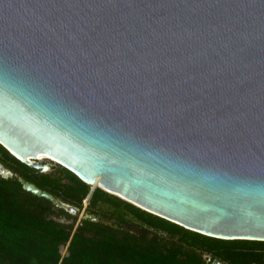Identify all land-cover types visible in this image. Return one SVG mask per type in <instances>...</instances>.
Masks as SVG:
<instances>
[{
	"label": "water",
	"instance_id": "obj_1",
	"mask_svg": "<svg viewBox=\"0 0 264 264\" xmlns=\"http://www.w3.org/2000/svg\"><path fill=\"white\" fill-rule=\"evenodd\" d=\"M0 144L188 229L264 240V0H0Z\"/></svg>",
	"mask_w": 264,
	"mask_h": 264
},
{
	"label": "trees",
	"instance_id": "obj_2",
	"mask_svg": "<svg viewBox=\"0 0 264 264\" xmlns=\"http://www.w3.org/2000/svg\"><path fill=\"white\" fill-rule=\"evenodd\" d=\"M0 162L14 173L0 174V264H212L215 257L229 264H264V240L203 234L112 193L110 199L118 203L121 219L138 226L139 234L123 231L116 235L96 223L95 229L81 225L71 233V224L54 217L51 201L25 189L18 176L70 203L79 202L91 185L60 164L55 171H41L1 144ZM93 192L109 194L98 186ZM161 233L171 240L166 242ZM68 240L64 254L62 245Z\"/></svg>",
	"mask_w": 264,
	"mask_h": 264
},
{
	"label": "flooded vegetation",
	"instance_id": "obj_3",
	"mask_svg": "<svg viewBox=\"0 0 264 264\" xmlns=\"http://www.w3.org/2000/svg\"><path fill=\"white\" fill-rule=\"evenodd\" d=\"M93 190H89L88 193L83 195L80 201L77 203L67 202L63 200V198H61L60 196L52 193L57 200H60L63 203L74 207V209H69L65 206L57 204L56 200L49 199L52 203V207L54 208V217H56L60 221L71 224L72 225L71 233L77 230V228H79L81 225L89 226L95 229V225H93V223L102 224L106 227H109L110 229L115 231L116 235H121L123 231L134 233V234L140 233V229L138 228V226H135L134 224H131L130 222H127L121 219L120 217L121 210H120L118 203H114L110 199L109 195L111 192L104 189L109 194H106V195L98 194L96 196L94 195ZM85 220H90L89 222L91 223H87L85 222ZM85 233L87 236L92 235L91 231H86ZM146 234L148 236L150 235V233L148 232ZM69 243H70V240H68L64 245H62V247L65 248L64 254L68 253ZM207 258L209 259L208 255H207ZM215 258H218V257H215ZM215 258H212V264H214ZM224 262L229 264L226 261ZM250 264H262V263L261 262H251Z\"/></svg>",
	"mask_w": 264,
	"mask_h": 264
},
{
	"label": "rangeland",
	"instance_id": "obj_4",
	"mask_svg": "<svg viewBox=\"0 0 264 264\" xmlns=\"http://www.w3.org/2000/svg\"><path fill=\"white\" fill-rule=\"evenodd\" d=\"M40 160H41V161H44L45 163L48 164V168H47L45 171H55L56 169L59 168V164H58L57 162L53 161V160L46 159V158H41ZM161 235L163 236V238H164V240H165L166 242H168L169 240H171V238H170L169 235H167V234H165V233H164V234L161 233ZM173 239H174V238H173ZM61 250H62V253H64L65 248L62 247ZM204 256L206 257V256H207V253H205Z\"/></svg>",
	"mask_w": 264,
	"mask_h": 264
},
{
	"label": "bare ground",
	"instance_id": "obj_5",
	"mask_svg": "<svg viewBox=\"0 0 264 264\" xmlns=\"http://www.w3.org/2000/svg\"><path fill=\"white\" fill-rule=\"evenodd\" d=\"M40 158H43V156H39Z\"/></svg>",
	"mask_w": 264,
	"mask_h": 264
}]
</instances>
